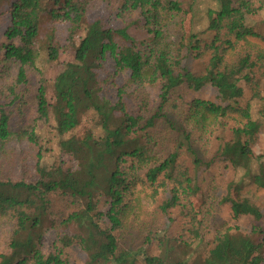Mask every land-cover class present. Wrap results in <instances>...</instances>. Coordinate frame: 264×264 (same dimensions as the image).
Returning a JSON list of instances; mask_svg holds the SVG:
<instances>
[{
	"label": "trees",
	"instance_id": "1",
	"mask_svg": "<svg viewBox=\"0 0 264 264\" xmlns=\"http://www.w3.org/2000/svg\"><path fill=\"white\" fill-rule=\"evenodd\" d=\"M104 1L114 14L91 20L89 0H0L11 13L0 32V218L9 226L0 264H74V246L83 264H254L260 225L205 238L198 177L227 162L238 176L224 198L233 216H264L240 197L246 183L264 188V150L254 151L264 33L253 19L264 0H215L199 31L186 29L185 0ZM47 19L69 24L64 62L55 30L42 36ZM51 64L61 68L49 81ZM243 82L251 98L240 104ZM207 85L215 99L187 96ZM25 140L34 177L12 174L27 158L8 145ZM151 217L144 244L157 251L129 247L124 233Z\"/></svg>",
	"mask_w": 264,
	"mask_h": 264
},
{
	"label": "rangeland",
	"instance_id": "2",
	"mask_svg": "<svg viewBox=\"0 0 264 264\" xmlns=\"http://www.w3.org/2000/svg\"><path fill=\"white\" fill-rule=\"evenodd\" d=\"M89 19H95L97 17H106L108 15H113L114 12L107 7V3L104 0H89ZM215 0H185L184 6L188 10V16L186 19V29L188 31H199L204 26L210 24V19L207 17V9L213 7ZM9 6L5 5L3 9L0 10V32H3L10 23L11 13L8 11ZM1 11L4 13L1 14ZM253 19L256 23V29L264 33V9L261 11V14L254 15ZM43 31L42 36L45 37L46 33L54 29L57 41L62 46L60 62H64L72 57V51L68 47V33H69V24L67 22L54 21L51 22L47 19L42 25ZM200 36H204L202 33H199ZM258 47L264 49V43L257 42ZM200 64L195 60H191V70L195 71L199 69ZM61 68V64H51L46 66L45 75L49 81H52L55 77L57 71ZM109 68H112L110 65ZM246 92L242 99H240V104H245L251 98V92L249 86L244 82ZM152 95L154 90L149 89ZM261 90L264 91V81L261 83ZM217 91L211 86L207 85L200 90L190 91L187 96H197L202 98H216ZM155 95V94H154ZM32 112L28 113V116H31ZM234 123V121H231ZM15 150L18 158L26 157V165L22 167L21 165H16L15 170L12 172L15 176H22L25 171L28 170L26 176L34 177V158H33V149L29 147L26 140L24 144H19L17 141L11 142V145H8ZM264 150V120L262 130L259 136L257 143L254 146L255 154H260ZM66 164L71 163V158L69 156H64ZM232 179H238L235 171L227 164V162L216 161L213 166L209 169H204L199 172L198 181L201 187L204 189L206 194V203L203 205V211H205V238H208L210 241H213V238L220 232L229 229L230 227H238L242 232L252 233L254 225H260L262 228L261 233L254 234L256 240L263 239L264 241V216L261 220H255L252 214H241L239 217H234L230 202L225 201L226 189L228 183ZM241 199H249L251 203L257 205L264 214V188H257L254 184L246 183L244 187L240 190ZM154 219L146 218L143 220V224L140 225V229L135 227L124 233V236L128 242V246L134 248L136 246H141L144 244V239L146 234L150 230V223ZM9 231V226L0 218V249H4L6 244L5 240L7 238ZM54 239V234H46L42 239L43 249L49 250L52 246V240ZM149 250L153 249L155 251L154 244H144ZM157 251V250H156ZM155 251V252H156ZM71 261L74 264H83L86 259V254L79 249V247L74 246L69 248L68 251ZM142 264V262L140 263ZM254 264H264V246L262 253L258 258V261Z\"/></svg>",
	"mask_w": 264,
	"mask_h": 264
}]
</instances>
